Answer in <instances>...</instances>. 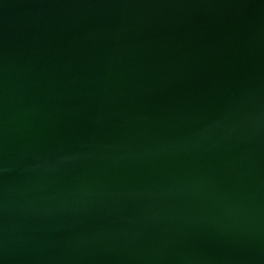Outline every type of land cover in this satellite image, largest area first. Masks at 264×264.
Returning <instances> with one entry per match:
<instances>
[{
    "label": "water",
    "instance_id": "water-1",
    "mask_svg": "<svg viewBox=\"0 0 264 264\" xmlns=\"http://www.w3.org/2000/svg\"><path fill=\"white\" fill-rule=\"evenodd\" d=\"M0 264H264V0H0Z\"/></svg>",
    "mask_w": 264,
    "mask_h": 264
}]
</instances>
